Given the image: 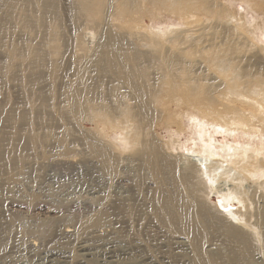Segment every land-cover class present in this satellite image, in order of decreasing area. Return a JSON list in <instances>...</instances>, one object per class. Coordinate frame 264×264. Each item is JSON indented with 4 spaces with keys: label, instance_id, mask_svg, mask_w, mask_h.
Wrapping results in <instances>:
<instances>
[{
    "label": "bare ground",
    "instance_id": "obj_1",
    "mask_svg": "<svg viewBox=\"0 0 264 264\" xmlns=\"http://www.w3.org/2000/svg\"><path fill=\"white\" fill-rule=\"evenodd\" d=\"M145 8L183 29L138 32ZM229 15L219 0H0V264L26 244L49 264L43 236L87 233L135 246L56 264H264V45ZM56 171L88 212L31 235Z\"/></svg>",
    "mask_w": 264,
    "mask_h": 264
},
{
    "label": "rangeland",
    "instance_id": "obj_2",
    "mask_svg": "<svg viewBox=\"0 0 264 264\" xmlns=\"http://www.w3.org/2000/svg\"><path fill=\"white\" fill-rule=\"evenodd\" d=\"M219 1L225 4V6L227 8V13L230 14L229 16H231L232 13H234L232 15L235 18L234 20H236V21H233L234 23L240 22L239 24H241L242 21H244L246 23V24L243 23V24H245V26H244L245 29L247 27L248 29H246V30L247 31L249 30L250 32L251 31L257 32L258 30L256 29V26H260L264 30V10L263 9L258 10V9H254L252 7L250 8V5L246 4L242 0H219ZM235 3H237V4H235ZM236 12H237V14H236ZM140 13H141V15H139V16L135 15L134 19H132L135 21L133 26L135 28H137L136 30L138 32L149 33L152 31L157 32L159 29H164V30L160 31L161 35L167 33V34H169L170 37H174V35H175L174 31H176V30L180 31L183 29V25H181V24L179 25V23H182L183 21L179 20L178 17L174 16L170 11H168L166 9H157V8L147 9V8H145V10H141ZM243 16H244V18H243ZM241 17L243 20H241ZM239 19H240V21H239ZM130 20L131 19H129V21ZM261 22H263V23H261ZM136 26H139L141 28L139 29V27H136ZM165 26L170 27V29H168V31H166ZM235 26L237 27L236 24H235ZM263 30H261V34H260V32H257V34L255 32V34H254V36L257 37L258 41H259V38L262 39L263 42H262V44H260L262 46L264 45V39H263L264 38V34H263L264 31ZM94 36L95 37L91 38V39L93 40V42H96L97 36L95 34H94ZM261 36H262V38H261ZM251 37H253V36L251 35ZM132 41L134 42L135 45L139 44V42H137V39H132ZM169 45H171V44H169ZM91 46H93V44H91ZM135 48H137L138 51H143V48L140 45H137ZM179 49L181 50V47H179ZM146 50L153 51L152 48H150V47ZM189 110L190 111H188V112H192V109H189ZM185 117H186V114L184 116V120L186 119ZM161 136L165 137V139L168 140V134H166L164 131L161 132ZM184 140L185 139L182 137V143L186 142V140L185 141ZM219 140L222 141V137L219 136ZM186 150L187 149L184 148L182 151L181 150H179V151H181V152L184 151L183 152L184 154H187V153L190 154L189 151H186ZM55 173L53 174L52 177L50 175L51 174L50 172H48V173L45 172V174L43 175V185H42V192H41L42 196L40 199L41 202L39 201V203H38V206H42L43 212L42 211L40 213L37 212L36 214L33 213V214H35V217H36L35 219L37 221L35 222V224L33 223L34 225L30 224L31 226L28 228L31 235H34L33 234L34 231H35L34 233L37 234V232H38L37 229L40 226L47 227L48 229H50L51 227L53 228V226H54V228L55 227L64 228L67 224L71 225L70 223H72V222L74 224H77L81 220V216L83 218V216H85L88 212L85 209V205H83L84 203L82 204V201L86 200L87 198H85L83 195L78 193V190H77V188H79V185H82L81 182L77 179L76 180L73 179L70 176V173L67 174L68 177H65V178L61 175H57V171ZM213 199L217 204H219V200L217 199L216 196H214ZM89 205L90 204H88V206ZM28 209H31L30 211L34 210V209H32L31 206H30V208L28 207ZM235 209L236 208H234V210ZM70 218H73L72 220H74V221H72ZM76 219H77V221H75ZM52 222H54V223H52ZM73 223H72V225H74ZM49 236H50L49 239L47 236L42 237L44 240L43 241V247L44 248L42 247L43 249H41L40 257L41 258L43 257L44 259H46L47 255L49 253L51 254V252H52L53 254H55L54 257L52 258V260L54 259L51 262L52 264L57 263L56 262V260H58L57 254H59L58 256H61L63 254H68V253H75V254L79 255V253L81 254V252H79V251L83 246L84 247L89 246V247L93 248V247L99 246L101 244L100 246H102V249L106 250L107 247L115 245L116 246V253L119 252L118 254L121 255V256H119L120 258H124V257H122V255L125 256V253L128 250L130 251V249L135 246V245H129L128 243H125L123 245H121L117 242L112 243V241L109 242V241H106V239L103 242H100L99 240L97 241L96 238H93L94 236L92 237L91 233L90 234L87 233L85 235H82V236H80V238H66V237L64 238L63 236H55L53 238L52 234ZM51 237H52V239H51ZM45 240H46V242H45ZM121 246H122V248H121ZM24 248L25 249L27 248L26 249L27 251ZM20 249L21 250H19V252L15 254L16 255L15 259L13 258L14 254L11 255V256H13L12 260L9 259L11 264H12V262H16V264L17 263L18 264H20V263L36 264V262L38 260H36L34 254L32 252H30L27 244L25 245V247L22 246ZM21 251L23 254H21ZM118 254H116V255H118ZM134 255L136 256V254H134ZM97 256H98V259L96 261L97 262L96 264H114L112 262L118 260V259H113L110 257L108 258L107 256H99V255H97ZM16 258L17 259L19 258L20 260H22L24 262H21L20 260L18 261ZM32 258L33 259L35 258V259L33 260ZM13 259H14V261H13ZM48 260H50V259H46V260H44L45 262L44 261L43 262L47 263ZM54 261H55V263H54ZM51 263H49V264H51ZM13 264H15V263H13Z\"/></svg>",
    "mask_w": 264,
    "mask_h": 264
}]
</instances>
